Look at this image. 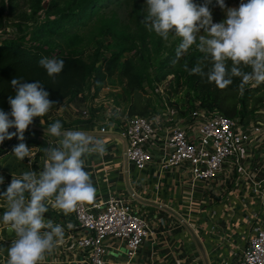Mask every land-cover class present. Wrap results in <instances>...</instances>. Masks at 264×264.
<instances>
[{
	"label": "built area",
	"instance_id": "built-area-1",
	"mask_svg": "<svg viewBox=\"0 0 264 264\" xmlns=\"http://www.w3.org/2000/svg\"><path fill=\"white\" fill-rule=\"evenodd\" d=\"M6 37L15 35L5 26L0 41ZM152 84L154 92H142L151 103L139 114L129 112L120 83L104 79L98 88L90 84L33 118L34 126H29L37 130L24 133V139L49 148L54 139L46 129L56 121L113 131L122 138L127 163L136 172H157L156 192L162 178L173 180L170 173H177L179 185L188 188V203L200 210L208 207L207 219L215 224L209 230L219 227L222 233H212L223 241L235 240L228 248L231 264H264V112L227 114L193 95L169 94L164 85ZM153 94L159 95L157 101ZM42 160L43 170L45 154ZM141 200L130 193H109L78 204L72 211L75 224L61 240L63 259L58 264H134L144 245L152 249L170 231L166 216L152 214ZM119 252L123 259L116 258ZM52 254H44L46 261L53 262Z\"/></svg>",
	"mask_w": 264,
	"mask_h": 264
},
{
	"label": "clouds",
	"instance_id": "clouds-1",
	"mask_svg": "<svg viewBox=\"0 0 264 264\" xmlns=\"http://www.w3.org/2000/svg\"><path fill=\"white\" fill-rule=\"evenodd\" d=\"M146 4L144 23L149 31L164 39L170 32L182 38L176 49V60L197 42V32L207 33L199 37L198 48L210 58L211 66L204 72L197 65L191 68L190 74L206 76L209 83L219 88L231 84V77H240L241 87L249 82H264V0H240L238 7H226L224 0H216L223 11L228 9L225 18L218 23L213 22L209 7L212 0H204L202 4L194 0H146ZM226 61H231L230 69ZM39 65L52 77L63 70L64 61L45 57ZM242 65L251 71H243ZM184 70L189 71L187 63ZM10 83L15 95L8 98L10 113L0 109V144L17 135L23 141L33 118L44 116L56 103L49 99L50 93L39 81L25 83L21 78H13ZM62 127L61 122L56 121L46 129L47 134L62 139L59 147L45 149L43 170L39 174L24 172L19 178L12 176L6 190L0 193L7 200L3 223L9 225L16 236L8 247L7 264H40L44 254L50 253L63 238L61 225L51 220L45 222L44 214L48 211L45 201L54 197V207L67 214L78 204L95 199L96 189L84 169L82 157L93 153L102 155L104 144L87 132L62 131ZM10 128H15L16 132L10 133ZM12 153L23 160L30 156V149L20 143L14 146ZM3 183L4 177L0 175V184Z\"/></svg>",
	"mask_w": 264,
	"mask_h": 264
},
{
	"label": "trees",
	"instance_id": "trees-1",
	"mask_svg": "<svg viewBox=\"0 0 264 264\" xmlns=\"http://www.w3.org/2000/svg\"><path fill=\"white\" fill-rule=\"evenodd\" d=\"M104 0H76L69 6L62 15L52 20L41 23L39 34L31 39L30 43L24 37H6L0 41V109L5 113L11 112L8 98L15 95V89L11 86L13 78H21L25 83L39 81L46 91L50 93L49 99L54 101L51 107L59 104L65 97H72L83 91L90 84L98 88L101 81L106 79L108 74L116 72V80L120 83L124 90V95L129 99L130 113H143L147 106L151 103L150 97L142 94L143 80H146L145 68L146 64L139 65L141 57L139 52L141 47L150 49L148 36L150 31L145 26L144 20L138 19L139 28L135 31V38H132L130 47L120 48L118 45L117 30L108 27L93 39H97L93 56L90 60H85L78 54L79 44L72 42V46H76L74 50L69 49L68 52L62 53V43H54L57 38H64L69 42L74 38L75 32L72 30L74 26L85 25L92 19L95 11ZM9 2V3H8ZM17 0H0V28L4 26L5 12L10 8L9 14L12 15L14 7L17 6ZM44 9V7L42 8ZM153 35L156 36L154 33ZM52 37L44 40L46 45H35L42 38ZM156 45L161 43L160 37L156 38ZM106 40H111L107 45ZM138 44V45H137ZM55 60H63L64 68L59 74L50 77L46 70L39 65L42 58ZM166 60L173 62L175 56H169ZM143 62V61H142ZM230 61H226L228 64ZM189 71L186 80L193 89V94L201 100L204 105L209 107H217L227 114H233L236 111L247 112L246 105L249 98H252V104L264 101V90L262 84L248 87L244 94V99L238 102V93L241 89L238 77H231L232 83L224 88H219L215 83H209L206 76L199 74H190L193 67L199 65L204 72H207L211 66L210 58L200 53L194 58H188L186 61ZM229 67V64H228ZM158 79V76H155ZM153 81V80H152ZM11 118V117H10ZM38 118V117H35ZM32 130H37L29 126ZM10 133H15V128L9 129ZM18 136H13L11 140L6 139L0 144V155L10 149L12 145L19 144ZM19 178L20 176H14ZM12 176H4V183L0 184V193L6 190L7 185L11 182ZM27 196V194H25ZM3 197V196H0Z\"/></svg>",
	"mask_w": 264,
	"mask_h": 264
},
{
	"label": "rangeland",
	"instance_id": "rangeland-1",
	"mask_svg": "<svg viewBox=\"0 0 264 264\" xmlns=\"http://www.w3.org/2000/svg\"><path fill=\"white\" fill-rule=\"evenodd\" d=\"M75 1L76 0H17L18 4L14 7L12 15L9 14L10 8L9 11L7 10L5 12L6 14L4 16L3 24L6 27H10L12 34H14L16 38L24 37L27 41L33 43L31 39L35 34L40 33L39 27L41 23L59 17ZM194 2L202 4L204 0H194ZM224 2L226 7H238L240 4V0H224ZM43 7L44 9H42ZM147 7L146 0H104L100 3L92 19L88 20L85 25H77L72 28L76 36L69 42L63 37L57 38L56 41H50L54 43L60 41L63 48L62 53L68 52L69 49L74 50V48H77L76 46H72V42H75L77 45L79 44L78 54L85 60H90L95 51L94 48L97 40L96 38L93 39V36L96 35L97 37L102 32H105L108 27H111L112 29L117 30V42L120 48L130 47L132 44V38L136 36L135 31H138L137 29L139 28L138 19L144 20V16L147 14ZM209 7L212 11L214 23L221 22L225 18V13L228 9L225 8L223 11L216 5V0H212V4L209 5ZM150 33H152V35L149 34L147 41L149 42L147 47L151 46L150 49L141 47L142 43L137 42L141 48V51L139 52V55L141 54V62L138 63L139 65L146 64V80H143L144 85L142 92H154L152 84V80H154L157 81V84L164 85L169 94L175 95L177 92L181 91L183 94L195 96L193 94V89L186 80L188 71L184 70V64L188 58H194L201 53L198 48L199 37L202 35L206 36L207 33L203 30L197 32V42L194 43L179 60H176V63L166 59L169 56L176 55V49L182 38L176 36L173 32L169 33L167 39L158 36L154 31H150ZM154 33L156 36L153 35ZM158 37H160L161 43L156 45L155 41H158V39L156 40ZM51 38L52 37L42 38L40 42L37 41L35 45H46L44 40ZM136 39L137 38H135V40ZM136 41L140 40L138 39ZM228 64L230 69L231 61ZM241 68L246 72L251 71L249 67L243 65ZM155 76H158V79ZM116 78V72L114 71L112 74H108L105 80L110 84H114V82H117ZM238 78L239 84L241 85V78ZM259 84L263 85L261 88L264 90V82ZM256 85L257 83L255 82H249L241 87L238 93L236 107L240 105V102L241 105H243L242 100L244 99L246 89ZM148 90L152 91L147 92ZM152 96L154 101H157L159 98V95L153 94ZM246 109L247 112L252 115H257L260 112L262 113L264 112V101L252 104V98H249ZM34 131L35 130L28 127L24 133L31 134ZM20 143H25L29 149L35 150L32 153L30 152L29 157L20 160L12 153L14 146L18 145L15 144L12 145L8 151L0 155V175L3 177L6 175L21 176L24 172H36L39 174V172L42 171L40 166L44 157V146L46 145L31 139L20 140L19 144ZM54 199L55 198L52 197L45 201L48 211L44 214V219L45 222L51 220L54 224H59L63 227L64 235L62 239L64 240L73 224H75L72 220L73 213L71 211L70 213L65 214L60 209L54 207ZM6 210L7 200L5 197H0V264L7 262L8 247L10 246L11 241L16 238L15 233L9 230V225L3 223V213ZM69 225H71V227H69ZM62 239L56 242V249L59 248Z\"/></svg>",
	"mask_w": 264,
	"mask_h": 264
},
{
	"label": "crops",
	"instance_id": "crops-1",
	"mask_svg": "<svg viewBox=\"0 0 264 264\" xmlns=\"http://www.w3.org/2000/svg\"><path fill=\"white\" fill-rule=\"evenodd\" d=\"M65 130L87 132L104 144L105 152L102 155L93 153L82 157L84 169L89 173L96 189L95 198L104 199L109 193H130L134 197L137 196V199L142 198L140 204L152 214L166 216V227L170 228V231L166 236H162L152 249L144 245L134 264H231L232 254L228 248L235 240L231 238L223 241V236L212 233L214 230L222 233L219 227L209 230L211 225L215 227V224L207 219L208 207L200 210L188 203V188L179 185L177 173H170L173 180H170L169 176L162 178L156 192L154 185L157 172L152 168L136 172L133 166L127 163L123 140L116 133H100L95 126L84 122L63 126L62 131ZM50 136L54 139V144L50 147H59L62 137ZM45 149L47 146H44L43 154ZM34 150L30 149V152ZM221 226L225 228L222 224ZM158 227L164 228L161 225ZM55 247L53 256L51 255L53 262L52 259L46 261L44 256L43 264H58L63 259L62 248L60 245L58 249ZM109 257L112 258V254ZM124 257L122 252L116 255L117 259Z\"/></svg>",
	"mask_w": 264,
	"mask_h": 264
}]
</instances>
